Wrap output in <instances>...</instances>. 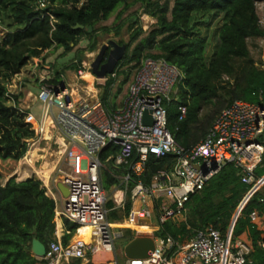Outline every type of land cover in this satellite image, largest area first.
Returning a JSON list of instances; mask_svg holds the SVG:
<instances>
[{
    "label": "trees",
    "instance_id": "obj_1",
    "mask_svg": "<svg viewBox=\"0 0 264 264\" xmlns=\"http://www.w3.org/2000/svg\"><path fill=\"white\" fill-rule=\"evenodd\" d=\"M47 1L49 5L42 10L38 6L39 0H0V264H42L43 261L31 252L32 241L37 238L49 246L56 230V203L46 194L42 181L35 176L18 181L16 175H12L28 150L27 139L35 133L25 122V111L7 104L5 82L20 73L30 56L38 55L39 50L54 44L66 51L72 50L81 36L95 32L96 23L107 19L127 0ZM138 1L157 18L158 28L140 41L132 52L128 51L127 44L126 54L116 69L124 63L134 62L132 68L139 66L144 51L159 44L160 52L147 54L146 57L165 58L183 71L184 78L177 86L178 91L165 101L168 128L180 146L187 151L192 150L205 137L216 116L231 102L245 100L260 103L264 100L260 99V93L264 95V63L251 56L248 44L249 38L264 36L256 7L257 2L264 0H174L171 10L168 3ZM57 2L60 6L56 5ZM46 12L54 15L55 28ZM89 27H92V32ZM158 36L163 37L157 40ZM39 37L42 41L38 43V49H32L26 55L24 47L28 41ZM136 38L137 32L131 40ZM213 38L217 39V43L214 50L208 53L207 46ZM94 49L95 45L92 46ZM46 82L61 83V73L57 72ZM112 84L113 79H108L107 89ZM105 100L106 97L103 102ZM181 106L187 107L182 119ZM118 150L117 145L110 144L101 152L104 167L100 178L104 189L111 193L113 187H121L126 192V199L120 206L108 197L109 220L136 221L143 210L150 211L152 216L156 213L155 221L159 228L154 235L161 246L171 245V240L184 242L197 229L210 225L226 235L239 205L251 188L242 181L241 169L227 163L203 190L191 196L187 204L190 226L184 221L171 219L161 222L159 203L150 195L133 199L131 189L136 180L123 182L127 168L116 167L113 160L107 161ZM176 161V154L149 155L143 182L151 185L155 176L169 170ZM255 175H264V156L255 169ZM254 210L264 215V193L260 190L241 210L233 227V238L248 233L254 248L251 257L255 264H263L264 250L258 245L262 231L250 219ZM64 226L68 233L63 240L68 242L77 224L65 220ZM132 239L127 240L125 245Z\"/></svg>",
    "mask_w": 264,
    "mask_h": 264
},
{
    "label": "built area",
    "instance_id": "obj_2",
    "mask_svg": "<svg viewBox=\"0 0 264 264\" xmlns=\"http://www.w3.org/2000/svg\"><path fill=\"white\" fill-rule=\"evenodd\" d=\"M262 2V1H260ZM49 2L39 0L38 6L45 10ZM51 25L55 28V17L51 12ZM19 74V73H18ZM16 74V76L18 75ZM94 79L91 65L79 64L76 78L79 82H90L86 75ZM114 75V73H113ZM183 71L165 58L144 57L137 67L129 85L128 96L121 108L107 110L99 99L90 100V94L80 96L72 84L62 79L54 84L42 79L38 95L31 94L42 104L41 118L33 111H25V122L31 125L35 135L27 139L28 150L19 164L30 166L46 160V154H35L42 141H53L54 169L57 172L55 189L42 185L46 194L55 200V221L58 218L76 223L72 238L64 242L58 233L57 222L54 240L47 246L42 264H67L74 259H86L88 250L114 251L116 235L109 221L108 194L104 189L100 171L104 167L101 152L110 144L119 147L117 154L107 159L116 167L125 166L123 182L136 180L131 189L133 199L150 195L161 199L159 219L182 221L188 212L191 196L204 189L208 181L227 163L241 169L242 181L251 186L236 212L240 215L249 199L264 187V175L257 177L255 169L264 156V100L260 103L235 100L227 105L215 118L205 137L190 151L178 144L168 128L166 100H170L178 84L183 80ZM104 79H108V76ZM7 83V97L13 99ZM9 86V87H8ZM9 88V89H8ZM264 95L260 93V99ZM15 100V99H13ZM180 119L187 113L181 106ZM151 110L153 124L145 123V111ZM164 156L176 154V163L167 171L155 176L151 185H146L142 177L146 171L149 155ZM23 162V163H22ZM192 162L202 166L195 168ZM66 167V168H65ZM37 178L45 183V173L35 171ZM63 183L68 189L64 196L58 188ZM125 191V190H124ZM150 215L148 210L139 214ZM149 212V214H148ZM143 216V215H141ZM251 222L262 231L258 245L264 250V215L258 210L250 214ZM132 220V219H130ZM91 227L90 241L81 236V229ZM148 259H128V264H255L251 253L253 243L250 237L240 235L233 238V227L226 235L210 225L197 229L184 242L171 240V245H159ZM175 246L174 249L171 246ZM161 246V248H160ZM264 264V262H263Z\"/></svg>",
    "mask_w": 264,
    "mask_h": 264
},
{
    "label": "rangeland",
    "instance_id": "obj_3",
    "mask_svg": "<svg viewBox=\"0 0 264 264\" xmlns=\"http://www.w3.org/2000/svg\"><path fill=\"white\" fill-rule=\"evenodd\" d=\"M154 1H157L160 4L168 3L170 6V10L174 6V0ZM56 5L60 6L59 2H57ZM256 7L259 16V24L264 30V1L257 2ZM168 17L169 19L172 18L171 11H169ZM95 28V32H93L91 35L81 36L78 45L73 46L72 50L70 51H66L63 47H59L54 44L47 49L39 50L40 53L38 55H31L28 64L24 66L20 71L21 74L19 73L17 76L14 75L5 82V85H7V83L9 82V84L13 86V88H11V95L13 96V99H19L20 97H22V88L27 87L33 90L36 95H38L40 92L39 87L41 86L42 79L44 77L49 79L55 76L57 72H59L61 73V78L71 83L72 87L77 89V93L80 96H85V93L90 94L89 98L91 101L99 99L103 103L104 107L109 111L121 108L128 96L129 85L132 82L135 71L138 67L136 66L132 68L133 65H135L134 62L124 63L116 69V74L111 76L108 75V79H113V84L109 89H107L106 87L108 79H95L93 85L92 80L94 78H91V80L88 78L90 82H83L82 80L81 82H79L76 78L75 64L77 63L79 65L85 63L86 65H91L101 46L110 39H114L120 44H129L128 51L132 52V50L140 41L148 37V35L152 31L158 28L157 18L147 12L141 1L127 0L126 2L120 4L107 19H101L100 21H98L95 25ZM135 32H137V38L136 40L132 41L131 37ZM162 37L163 36H158L156 39L160 40ZM41 41L42 38L40 37L28 41L27 45L24 47L26 50L25 54L29 55L30 50L38 49L37 45ZM216 43L217 39L213 38L210 45L207 46L208 53H211L214 50V46ZM248 44L251 56L254 57L257 61L264 63V36L258 38H249ZM94 45L95 49L92 50V46ZM159 52L160 48L158 44L155 45L152 49L144 51L142 59L146 57L147 54H158ZM175 91H178V87H176ZM104 97H106V100L103 102ZM13 99H11L10 101L8 99L7 104L13 105L14 102H19V100ZM41 108L42 104L39 102L32 109L33 113L38 118H41ZM47 142L48 141H42L39 143V145L36 144V147L38 146V148L34 153L36 154L38 150H41L38 154H46V162H49V159H51L52 161L54 160L53 149L56 148V145L53 143V141H50L49 144H47ZM37 164L39 165L40 163ZM55 176L57 177V172L54 173L53 178H51L53 188H55L56 186L54 180ZM118 191H122V194L120 196H117ZM260 191L264 193V187ZM108 194V197L112 198L117 206H120L126 199V192L121 189V187H113L112 192ZM156 201L158 203H161L162 198L157 199ZM143 214L145 213L143 212L141 215ZM155 216H157L156 213ZM155 216L151 217L150 222L140 221L137 223L138 225H148L150 226V229L145 230L140 227H136L131 231L125 232L123 236L116 237L114 243V257L118 259L119 264H127V260L124 254V247L127 240L135 238L137 235H139V233L145 235H154L151 229L156 225ZM189 218L190 211L187 212L185 219L182 220L187 223L188 226H190ZM126 221L127 220L121 219L120 221L112 222L115 231L119 229L117 227H124L121 224H124ZM136 229H138L139 231ZM88 232H86L85 230L82 231V233L85 235H87ZM247 234L245 235L246 237Z\"/></svg>",
    "mask_w": 264,
    "mask_h": 264
},
{
    "label": "water",
    "instance_id": "obj_4",
    "mask_svg": "<svg viewBox=\"0 0 264 264\" xmlns=\"http://www.w3.org/2000/svg\"><path fill=\"white\" fill-rule=\"evenodd\" d=\"M78 27L83 28V25H78ZM92 27H89V31ZM127 44H120L114 39L108 40L104 43L99 52L97 53L95 59L91 63L92 73L99 79H104L108 75L113 74L116 70L118 63L122 60L126 54ZM108 51V52H107ZM107 53V56H106ZM145 123L153 124V117L151 116V110L145 111ZM192 165L202 170V166L197 165L192 162ZM58 188L62 191L64 196L68 195V189L63 183L58 184ZM239 215L235 216L232 227H234L235 222ZM141 221L150 222V215H143L140 217ZM47 246L42 243L37 238L32 241L31 252L38 258H42L46 253ZM157 249L156 239L154 235H145L139 233L135 238L129 241L124 247V254L128 259H148L150 258Z\"/></svg>",
    "mask_w": 264,
    "mask_h": 264
},
{
    "label": "crops",
    "instance_id": "obj_5",
    "mask_svg": "<svg viewBox=\"0 0 264 264\" xmlns=\"http://www.w3.org/2000/svg\"><path fill=\"white\" fill-rule=\"evenodd\" d=\"M36 87H39V86H36ZM22 89L21 90L23 92V95H22V97H20L18 99L19 102L17 105L24 110L30 111V109L32 110L33 107H35V105H37V102L33 98H31V94H33V95H36V94L33 92V90H31L28 87L22 88ZM54 162L55 161H52L51 159H49V162H46V160H45L44 162L40 163L39 165L38 164H32V165L26 166V167H24L20 163L12 175H16L17 180L21 181V180H24V179L31 177V176L37 177V175L35 173V171H37V170L41 171V173H45L46 178L44 180L45 183H43L44 186H49L50 188H52L54 190V192L56 193V195L59 198L60 203H61V201H62L61 197H59L57 190L52 187L51 178H49V176L51 177L52 171L54 169V164H55ZM47 171H48V173H47ZM121 194H122V191L117 192V196L118 195L120 196ZM140 217H141V215L139 216L138 220H136V221L130 220V219H124V220H127L124 224H121L124 227H117V228H119L117 231H115V229H113L116 237L123 236L125 232L131 231V230L135 229L136 227L138 228L141 226H145V227L150 229V226H148V225H138L137 224L138 222L141 221ZM151 217H152V215H151ZM64 221L65 220L61 219V218L56 219L58 233L62 237H64V235L66 233H68V231L65 229ZM110 222L112 223V221H110ZM113 222H117V221H113ZM158 228L159 227L157 225H155L152 227L151 230L154 233ZM136 230H138V229H136ZM82 231H84V230H82ZM85 231L88 232V230H85ZM246 234L247 233H244V236ZM79 236H80V233L79 234L77 233V234H74L72 236V238L74 239V238H77ZM154 237H155V235H154ZM247 237H248V234H247ZM72 238H70V240ZM155 239H157V238L155 237ZM35 257L38 258L37 256H35ZM125 258H126V256H125ZM38 259H40V258H38ZM126 260H127V264H128V258H126ZM67 264H119V262H118V259H116L114 257V251L109 252V251H105V250L101 249L99 251L94 252L90 249V250H88L86 259H74L73 261H71V263H67Z\"/></svg>",
    "mask_w": 264,
    "mask_h": 264
},
{
    "label": "bare ground",
    "instance_id": "obj_6",
    "mask_svg": "<svg viewBox=\"0 0 264 264\" xmlns=\"http://www.w3.org/2000/svg\"><path fill=\"white\" fill-rule=\"evenodd\" d=\"M87 79L89 78L90 80H91V78H93L90 74H88L87 76ZM93 81V80H92ZM140 228H142V229H149V228H147V227H145V226H141ZM82 230H89V232H90V230H91V227H85V228H82L81 229V236L82 237H85V239L87 240V241H90V236H89V232L87 233V235H85V234H83L82 233Z\"/></svg>",
    "mask_w": 264,
    "mask_h": 264
}]
</instances>
